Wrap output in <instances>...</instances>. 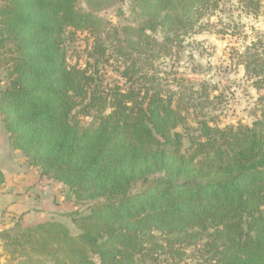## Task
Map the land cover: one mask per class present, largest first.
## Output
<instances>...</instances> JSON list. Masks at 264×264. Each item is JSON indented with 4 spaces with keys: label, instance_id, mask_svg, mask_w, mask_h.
<instances>
[{
    "label": "trees",
    "instance_id": "16d2710c",
    "mask_svg": "<svg viewBox=\"0 0 264 264\" xmlns=\"http://www.w3.org/2000/svg\"><path fill=\"white\" fill-rule=\"evenodd\" d=\"M80 1L5 0L0 8L9 142L78 203L93 204L70 215L79 236L44 222L7 233L5 250L18 264H264V97L250 126L221 128L199 109L216 87L195 90L177 77L175 91L161 77L176 44L214 31L243 37L226 69L242 67L264 90V31L211 20L229 3L230 13L235 5L257 20L264 0H132L140 23L121 28ZM78 34L93 61L85 68L68 61ZM113 62L123 84L103 74ZM137 183L143 189L133 192Z\"/></svg>",
    "mask_w": 264,
    "mask_h": 264
},
{
    "label": "rangeland",
    "instance_id": "374dc122",
    "mask_svg": "<svg viewBox=\"0 0 264 264\" xmlns=\"http://www.w3.org/2000/svg\"><path fill=\"white\" fill-rule=\"evenodd\" d=\"M4 1L0 0V8ZM90 3L91 6H89ZM231 5L229 3L228 6L224 7L225 12L216 14L211 20L214 22L221 20L224 23L234 21V23L240 24L241 27L244 25L245 28L242 30L249 35L255 30L264 31V2L262 14L257 20L253 16L240 13L235 5H233L235 10L230 13ZM78 6L84 11H93L96 16L110 23L112 27L136 26L140 23L137 14L139 11L132 0H81ZM158 37L160 36L158 35ZM249 41H251V38L247 42ZM243 43H245L243 37H235L232 34L219 35L214 31L191 35L185 38L182 44L183 49L177 47L179 44L174 46L175 58H169L164 62L163 68L166 69V73L161 77L163 80L169 79V86L175 91L179 89L177 80L179 77L185 78L189 85L194 86L195 90H201L202 85L209 82L211 89L216 87L217 91L211 92V103H205L199 109L216 117L211 125H218L221 128L240 125L250 126L256 114L257 104L260 98L264 97V90L258 91L254 88L252 82L245 77L242 67L236 71H232L231 68L226 69L230 51L235 47L242 46ZM85 47L84 35L78 34L75 41L68 44V61L70 64L79 61L80 67L85 68L87 63L93 62L92 59L87 57ZM115 67L114 62L113 66H106L103 74L105 73L108 82L114 85L117 83L123 84L124 80L119 72L115 70ZM6 70L0 52V89L5 88L8 84ZM163 84H165V80ZM84 122H91V118L84 119ZM197 122L198 120L193 114L189 115L187 124L190 130L195 131L198 128ZM142 189V185L137 183L134 185L133 192ZM49 195L50 222L61 223L69 229L72 236H79L80 231L73 224V217L70 215L77 211L81 214H88V209L93 204L78 203L66 186L51 179ZM0 225L5 227V220L0 219ZM25 228L27 227L25 226ZM8 230L11 229H0V264H18L20 261L15 260L5 250L4 238L6 237L5 232ZM44 264L50 263L44 262Z\"/></svg>",
    "mask_w": 264,
    "mask_h": 264
},
{
    "label": "crops",
    "instance_id": "0c3cea01",
    "mask_svg": "<svg viewBox=\"0 0 264 264\" xmlns=\"http://www.w3.org/2000/svg\"><path fill=\"white\" fill-rule=\"evenodd\" d=\"M0 117V171L5 177L0 187V219L5 233L50 222V179L31 166L24 155L13 149Z\"/></svg>",
    "mask_w": 264,
    "mask_h": 264
}]
</instances>
